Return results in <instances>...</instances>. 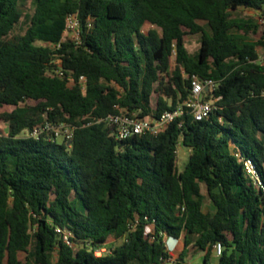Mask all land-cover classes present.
<instances>
[{
  "label": "trees",
  "instance_id": "trees-1",
  "mask_svg": "<svg viewBox=\"0 0 264 264\" xmlns=\"http://www.w3.org/2000/svg\"><path fill=\"white\" fill-rule=\"evenodd\" d=\"M241 9L264 21V0H0V264H184L191 247L209 264L218 242L220 264H264V190L243 163L264 182V23L238 20ZM73 12L78 45L61 42ZM194 76L221 97L201 121L188 112L123 141L98 123L158 118L188 100ZM46 121L74 127L72 139L22 136Z\"/></svg>",
  "mask_w": 264,
  "mask_h": 264
},
{
  "label": "built area",
  "instance_id": "built-area-1",
  "mask_svg": "<svg viewBox=\"0 0 264 264\" xmlns=\"http://www.w3.org/2000/svg\"><path fill=\"white\" fill-rule=\"evenodd\" d=\"M90 22L91 20L89 19L88 23L91 26ZM82 31L83 23L80 19L79 13H69L65 19V30L61 42L69 40L76 45L80 44ZM61 42L50 44V47L59 49L61 47ZM259 61L264 63V58L260 57ZM56 72L59 76L66 77L69 80V84L73 83V79L69 76L67 77L61 69ZM79 85L83 91L86 90L87 78L85 76H80ZM216 89L217 84L213 80H200L194 76L188 100L185 103L178 105L173 110L165 111L158 118L152 116L139 118L135 114L122 112L119 114H110L105 118L99 119L98 123H105L111 126L115 131L116 139L119 141L127 140L138 135L156 136L167 129L172 122L188 112L192 114L196 121H201L207 118L217 108L215 103L221 99V97H214ZM207 97H210L211 99L208 100ZM73 134L74 127L70 125L65 123L53 124L46 121L44 124L34 127L31 131H25L22 133V136L39 139L45 135L48 140L52 141L58 140L61 137L64 140H71ZM180 147L181 144L178 146L177 155L179 154ZM243 163L244 169L252 179L254 185L264 190V182L253 160L245 159L243 160ZM57 231L61 233V230ZM69 237V234L64 233L63 239L67 244H70ZM213 250L216 256L220 257L224 252V246L222 243L218 242L214 244ZM104 253H107L106 248L98 249L96 251L97 255H102Z\"/></svg>",
  "mask_w": 264,
  "mask_h": 264
},
{
  "label": "rangeland",
  "instance_id": "rangeland-1",
  "mask_svg": "<svg viewBox=\"0 0 264 264\" xmlns=\"http://www.w3.org/2000/svg\"><path fill=\"white\" fill-rule=\"evenodd\" d=\"M29 8H30V6L28 5L27 13L30 14L32 10ZM235 17L238 20L255 21L257 23H264V21L259 18V15L255 11H252V10L241 9L235 13ZM25 24H26V21L24 18L23 21L21 22V24L18 26L17 32L21 33L26 27ZM200 24L202 26H204V28L206 30H209V26H208L207 22L200 21ZM150 28H153V26L148 25L144 28V30L148 31ZM200 38H201L200 34L187 35L185 37L186 45H187V47L191 53L197 52L199 45H200ZM259 54H260L261 58H264V49H259ZM7 132H8V126L6 124L0 122V133L6 134ZM58 140L59 141L63 140V138L61 137ZM188 157H189V152H188L187 148H184L183 146H181L179 149V154H178V168H180V169L184 168L185 164L188 161ZM202 192L205 196L204 210L207 212V211L212 209V203L208 198L207 189L205 186H202ZM120 243H121V241H115L114 238H111L109 246L111 247V246H114V244H120ZM182 249H183V244H182V242H180L176 246V248H174L170 251L175 260L177 258H179V255H180V252ZM190 250L191 251L186 255L184 264H204V256H205L204 252L202 250H200L199 248L193 249L191 247ZM98 255H100V254H98ZM209 264H220V263L218 260L211 258Z\"/></svg>",
  "mask_w": 264,
  "mask_h": 264
},
{
  "label": "crops",
  "instance_id": "crops-1",
  "mask_svg": "<svg viewBox=\"0 0 264 264\" xmlns=\"http://www.w3.org/2000/svg\"><path fill=\"white\" fill-rule=\"evenodd\" d=\"M233 150H234V152H236V154H237V150H236V148H232ZM188 150V152H189V155H190V153H191V151L189 150V149H187ZM189 158V157H188ZM211 258H214V259H216V260H218L219 261V257L218 256H216V254H215V252H214V250H212V257Z\"/></svg>",
  "mask_w": 264,
  "mask_h": 264
},
{
  "label": "water",
  "instance_id": "water-1",
  "mask_svg": "<svg viewBox=\"0 0 264 264\" xmlns=\"http://www.w3.org/2000/svg\"><path fill=\"white\" fill-rule=\"evenodd\" d=\"M71 144V143H70Z\"/></svg>",
  "mask_w": 264,
  "mask_h": 264
}]
</instances>
